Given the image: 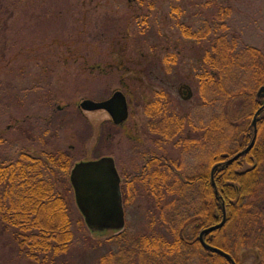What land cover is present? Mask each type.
Wrapping results in <instances>:
<instances>
[{
	"label": "rangeland",
	"instance_id": "rangeland-1",
	"mask_svg": "<svg viewBox=\"0 0 264 264\" xmlns=\"http://www.w3.org/2000/svg\"><path fill=\"white\" fill-rule=\"evenodd\" d=\"M180 26L198 38L184 36ZM218 38L233 47L239 64L246 63L248 50L255 51V67L264 69V0H0V156L6 162H14L20 152L69 160L59 194L69 206L73 242L57 264H98L118 248L107 239L113 233L93 237L78 222L69 183L75 164L111 157L123 198L122 236L138 238L155 230L169 239L165 226H154L158 213L147 190L154 172L172 170L183 181L207 176L213 156L224 159L222 164L235 154L241 132L251 125L248 94L256 98L258 88L251 71L234 67L232 74L219 73L203 63ZM205 73H215V84L221 76L218 93L201 92L199 77ZM122 86L129 102L122 126H115L104 111L79 109L83 100H106ZM182 87L190 91V99L185 100ZM159 93L169 115L182 125L179 134L166 140L156 134L159 120L145 114ZM211 126L220 129V139L213 142ZM257 142L264 147V129ZM168 181H173L169 174ZM195 188L197 184L182 195L185 204L192 198L188 210L193 213L200 207ZM166 197L167 202L173 199ZM224 225L208 234L220 244L243 226ZM2 228L0 264H35ZM202 230L189 229L188 235L190 242L198 241V255H203L176 264H210L212 254L198 240ZM229 255L236 264H264L251 242ZM140 263L152 264L149 259Z\"/></svg>",
	"mask_w": 264,
	"mask_h": 264
},
{
	"label": "trees",
	"instance_id": "trees-1",
	"mask_svg": "<svg viewBox=\"0 0 264 264\" xmlns=\"http://www.w3.org/2000/svg\"><path fill=\"white\" fill-rule=\"evenodd\" d=\"M180 30L188 38H198L188 28L180 26ZM256 56L255 51L248 50L246 63L239 64L233 47L223 38H218L212 54L205 56L203 63L219 73L232 74L231 69L234 67L251 71L256 88H259L264 86V69L255 67ZM213 75L215 73H205L199 77L201 92L211 90L216 94L223 88L221 76H218L215 84ZM248 95L251 100L249 107L252 120L263 102L257 100L252 92ZM161 96L162 94H157L155 101L145 107V114L151 119L159 120L157 129H162L163 135L170 138L173 134H179L182 125L177 116L169 115L168 103L161 102ZM211 128L210 141L220 139L219 127ZM263 129L264 116L259 115L254 147L231 165L222 169L216 167L212 181L211 171L214 165L224 160L219 155L212 157V168L207 176L183 181L172 170L165 169V173L154 172L147 188L148 195L155 204L152 205L153 212L158 213L154 226H165L164 229L171 238L167 239L155 230L149 232L148 236L138 238H124L123 232L117 233L107 238L115 242L117 252L102 257L98 264H141V259H149L152 264H176L179 262L175 261H181L193 254L202 256L201 252L198 255L202 251L198 241L193 239L190 242L188 230L197 233L203 228L219 224L223 216L222 203L226 217L224 226L241 223L243 226L221 244L212 235H208L209 245L232 254L233 250L251 242L264 256V147L257 142ZM215 134L218 137H211ZM251 138L252 129L249 126L241 132L240 144L234 155L241 152ZM0 160V228L3 227V231L10 235L24 258L31 259L35 264H57L55 261L69 250L73 242V222L69 206L66 198L59 194L60 180L68 175L69 160L62 155L51 154L32 157L27 152H20L14 162H6L1 156ZM245 164L250 167L241 171L239 168ZM168 174L173 177V181H168ZM196 184L200 207L193 213L191 208L188 210L192 205V198H189L191 203L185 204L182 195L185 191L193 192ZM166 196H172L173 199L167 202ZM80 219L78 222L83 224L81 215ZM88 232L91 236L94 235L90 230ZM236 235L237 240L234 239ZM210 264L229 263L223 257L213 254Z\"/></svg>",
	"mask_w": 264,
	"mask_h": 264
},
{
	"label": "water",
	"instance_id": "water-1",
	"mask_svg": "<svg viewBox=\"0 0 264 264\" xmlns=\"http://www.w3.org/2000/svg\"><path fill=\"white\" fill-rule=\"evenodd\" d=\"M190 98L191 93L188 91L185 100ZM256 99L264 101V86L258 89ZM79 108L84 112L105 111L114 125H122L128 118L126 100L120 92H114L108 100L103 102L83 100L79 104ZM262 110H264V106L252 118L250 125L252 138L249 145L228 159L225 164L236 161L253 148L257 136V116ZM218 166L220 164L214 166L211 171V181L213 171ZM69 182L73 189L76 207L82 215L85 225L91 232H120L124 228L125 221L120 192V179L113 159L104 157L95 161L75 164L70 171ZM222 215V221L217 225L202 230L198 236V240L205 251L217 254L228 260L231 264H235L228 254L206 244L203 240L205 234L215 232L225 224V208L223 203Z\"/></svg>",
	"mask_w": 264,
	"mask_h": 264
},
{
	"label": "flooded vegetation",
	"instance_id": "flooded-vegetation-1",
	"mask_svg": "<svg viewBox=\"0 0 264 264\" xmlns=\"http://www.w3.org/2000/svg\"><path fill=\"white\" fill-rule=\"evenodd\" d=\"M186 91H187V87H182L181 88V93L182 94H184L185 95V93H186ZM114 92H120L123 96H124V98H125V100H126V104H127V107H128V110H129V102H128V99H127V90H126V88L124 87V86H122L119 90H116V91H114ZM113 92V93H114ZM112 93V94H113ZM110 98V97H109ZM109 98H107V99H109ZM263 103H262V106L261 107H263ZM260 107V108H261ZM259 108V109H260ZM258 109V110H259ZM59 110V109H58ZM257 110V111H258ZM260 115H264V110H262L261 112H260ZM124 130V132H126L128 129H125V128H122V131ZM156 134L157 135H159V136H161V139H170V138H166L164 135H163V130L162 129H157V131H156ZM127 135V134H126ZM162 135H163V137H162ZM128 136V138H130V136L129 135H127ZM137 140V139H136ZM140 142H142L141 140H140ZM249 144V143H248ZM144 145V144H143ZM248 146V145H247ZM247 146H245L244 147V149L247 147ZM243 149V150H244ZM152 161H154V162H156L155 160H147V162H152ZM237 161V160H236ZM228 164H225V163H222V164H220V168L222 169L224 166H227ZM151 179V178H150ZM225 208V207H224ZM207 234H205L204 236H203V239H204V242L206 243V244H208L209 245V243L207 242ZM224 239H226V237L224 238ZM222 241H224V240H222ZM232 258V257H231ZM232 260L234 261V263H235V260L232 258ZM228 263L229 264H231L229 261H228ZM236 264V263H235Z\"/></svg>",
	"mask_w": 264,
	"mask_h": 264
}]
</instances>
